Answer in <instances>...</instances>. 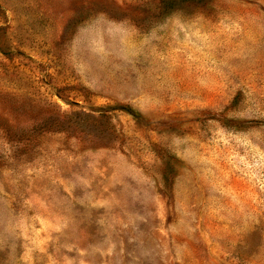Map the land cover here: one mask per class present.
Masks as SVG:
<instances>
[{"label": "rangeland", "instance_id": "1", "mask_svg": "<svg viewBox=\"0 0 264 264\" xmlns=\"http://www.w3.org/2000/svg\"><path fill=\"white\" fill-rule=\"evenodd\" d=\"M0 264H264V0H0Z\"/></svg>", "mask_w": 264, "mask_h": 264}]
</instances>
